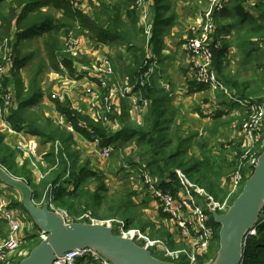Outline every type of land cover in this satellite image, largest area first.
Masks as SVG:
<instances>
[{
  "label": "trees",
  "instance_id": "trees-1",
  "mask_svg": "<svg viewBox=\"0 0 264 264\" xmlns=\"http://www.w3.org/2000/svg\"><path fill=\"white\" fill-rule=\"evenodd\" d=\"M150 1H152L149 8L152 15V30L148 45L157 42L162 33L169 34L176 19L174 4L171 0ZM131 3L132 0H115L111 3L100 0L98 6H93L89 1L92 11V15L89 16L76 9V6L67 0H0V47H4L7 39L9 40L7 47L13 54H16L20 52V46H24L27 42L37 41L42 46L45 55L44 59L40 60L31 70L30 76L32 77L28 86L24 87L26 92L24 99L22 100L20 96L24 92L23 88L16 93L19 104L7 120L12 129L16 131L26 129L31 136L38 138L37 144H50L49 149L42 156L46 165L42 171L46 175L39 184H36L30 175L27 164L16 168L14 162L10 160V156L0 157V164L12 176L22 178L29 184L32 190V199L36 205L45 194V204L52 203L67 211L73 218L74 216L79 218L84 213L99 217L95 207L101 205L104 198L109 199V196H106L108 188L105 187L102 176L96 171H92L89 167V160L87 158L80 159V155L75 151L73 146H76V142L72 133L65 129L61 130L58 126L54 127L55 131L49 133L35 126V122H28L26 125L21 114L25 107L39 104L41 92L38 88V81L45 63H48L49 70L56 73L59 72L58 66L61 62L73 72L72 59L62 52L61 39L59 40L62 33L71 29H77V32L90 35L91 41L93 40L92 42L99 45H122L126 54H119L116 60L110 58L115 73L121 82L127 78L128 83L137 82L138 85V78L145 70L144 62L148 45L145 47L146 37L138 27L137 8L136 10L135 6L132 10L129 8ZM56 13L58 16L55 15ZM220 20L228 21V23L219 25L215 31L214 45L219 46H212V68L230 97H227L222 91L214 92L217 98L221 97L222 100H219V107H216L211 115L213 126L207 129L212 137L219 132L220 125L218 123L221 124V117H228L230 113L227 112L228 110L238 111L239 116L231 117V120L221 125L224 126L226 123L230 125L235 122V128L239 131V126L245 119V112L235 100H252L264 103V82L260 78H258L259 86H261L259 95L254 97L251 95L252 93L248 92L246 82H240L236 77L238 71L225 72V68L229 65L228 54L233 51L235 58L238 59L240 56L237 67L243 66V63L254 62L252 67L264 78V62H262V60L264 61V4L259 3L250 10L246 8L244 0H228L223 10L215 15V23ZM155 53L159 54L158 48ZM32 56L33 53L18 57L15 55L13 70L17 71L27 65ZM234 69L236 70V67ZM231 74L234 76H230ZM6 81L9 85L10 82L7 78ZM186 83L191 92L200 93L208 90L207 85L196 83L192 79L191 81L187 79ZM20 85H22L21 81L14 80V87ZM136 89L150 101V107L142 119V125L128 124L125 112H123L120 116L123 126L116 133L107 132L100 124H95L89 118L79 115L70 108L68 102L56 101L55 107L71 124L79 139L91 142L97 138L100 140V146L114 145L115 149L119 150H122L128 143H134L139 156L146 163L148 174L161 179L158 185L161 190H169L175 196L177 188H182L185 185L177 175V172H182L186 182L194 183L200 187L204 186L207 192L217 200L219 198L218 183L222 177L228 178V173L232 171V169L230 171V165L227 166L229 170L222 172L223 169L219 165V161H216L214 157H209L213 155V152L211 148L207 149L209 143L206 140L196 145L200 150L202 160L195 159L193 156L183 160V153L185 150L191 149V140L195 136L185 139L181 136L179 127L174 126L173 130L170 128V123L174 122L176 107L168 105L162 109L161 103L165 98L151 86L144 88L138 86ZM201 116H203L202 113ZM79 123L84 126L79 127ZM236 150L232 149L229 152L232 153ZM100 191H103L104 195L100 196ZM190 192L192 196L197 194L193 188ZM131 195V192L123 191L121 196L119 194L111 196L109 202H106V211L100 218L110 219L118 215L124 216L131 211L134 208L130 199ZM204 203L206 204V202ZM10 206L19 208L26 213L19 201L12 202ZM204 212L209 216V223L214 229V244L210 247L209 254L204 258H199L196 264H206V262L211 264L218 250L219 226L213 221L208 209L204 208ZM134 217V215L127 217L126 228L134 223ZM28 218L30 219L29 216ZM30 221L32 222L31 219ZM73 222H77V220H73ZM80 222L90 223L87 219ZM263 225L259 227L255 236L247 238L241 264H264ZM166 237L168 238V236ZM168 239L170 240V235ZM26 241H36L31 244V246H36L40 239L35 234L27 237ZM76 264L97 263L91 258H82L77 260Z\"/></svg>",
  "mask_w": 264,
  "mask_h": 264
},
{
  "label": "rangeland",
  "instance_id": "rangeland-1",
  "mask_svg": "<svg viewBox=\"0 0 264 264\" xmlns=\"http://www.w3.org/2000/svg\"><path fill=\"white\" fill-rule=\"evenodd\" d=\"M89 1H91L93 6H98V3L100 0H83L80 4L76 6V9L83 12L86 15L91 16V5L89 4ZM107 2L111 3L115 0H106ZM208 1L209 0H171L172 4H174V13L176 16L175 19V25L170 31L169 34H159L160 39L153 43L151 46V55L154 59V63L152 64L156 71L154 75L152 76V80L149 82V86L153 87L158 91L162 96H166L167 99H163L161 103V108L165 109L168 105H173L170 101L172 97L174 96L173 93L171 94V91L173 86H170L168 82L172 81L171 78L174 80V82L177 83L174 88L178 87L179 85L188 87V84L185 83L183 80L182 82L179 81V78L181 77V74L183 76V71L180 73L179 68H187L189 71V76L186 79L193 80L192 76V64L189 54L184 50V42L186 36L189 34L187 29L190 27V25L195 22L197 19H199L202 15L205 9L208 7ZM137 0H132L131 5L129 6L130 10L134 8L137 12L136 15L139 16L138 18V27L143 31L145 38V47L148 45V42L151 37V19L152 15L149 11V8L151 7L152 1H142V7L136 6ZM145 14L146 17L142 19V15ZM168 14V13H166ZM58 16V14H55ZM228 21L220 20L216 25V29H218L219 25L227 24ZM66 33H62L60 35L59 40L60 42V48L62 50V44L63 39L65 37ZM77 36H80L83 40V44L81 43L82 48L84 49V53L78 54L76 58L72 60V66L73 63H76L78 65L85 66L86 68H92L95 69L98 64L97 60L101 58H105L110 65L112 66L113 70V62L110 58L116 60V57L119 54H126V50L122 45H99L91 41L90 35H87L86 33H80L78 31ZM8 42L9 40L6 39ZM87 41V42H86ZM88 43H92V45H88ZM2 46V45H1ZM154 46H161L162 50L159 49V54L155 53V50L153 49ZM182 46V47H181ZM20 52L13 54L11 52V49L7 48H1L0 47V63L5 64L6 69V77L3 80L2 84V94H6L8 92L11 93V101L9 103V106L6 108L3 107L2 100L0 99V110L2 111V120L5 122H8L7 118L10 116V114L15 111V109L18 107L19 102L16 99V93L21 90V88L24 89L28 86V82L32 76L31 70L35 67V65L40 61L43 60L45 55L43 53L42 46L37 41L27 42L24 44V46H20ZM27 53H33V56L31 57L29 63L25 65L24 67H21L19 70L15 71L13 70V58L16 55L17 57L20 55H24ZM185 53V54H184ZM165 56H169L168 59H165ZM228 60L229 65L225 68V72L231 71H238L236 72V77L239 78V81H245L247 85V90L249 93H252L251 95L256 97L259 95V82L258 78H260L264 82V78L261 76L260 72H256V70L252 67L254 66V62L249 63H243V66L237 67V62H239L240 56H238V59L235 58V52L231 51L228 54ZM177 61V64H175ZM262 62H264L262 60ZM164 63V64H163ZM256 63V62H255ZM250 64H252L250 66ZM77 65V66H78ZM77 66H73L72 70L75 71V68ZM182 66V67H181ZM171 67H174L176 69L175 72L171 71ZM230 67V68H228ZM236 67V70L234 69ZM79 68V67H78ZM246 70H244V69ZM39 76L38 81V88L41 92V98L39 101V104L33 105L31 107H25V109L22 110V117L24 119L25 124L27 125L28 122H35V126H38L40 129H42L45 132H53L55 131V128H57V125L55 124L54 120L50 117L51 113L50 111L52 108H50L51 103L48 101V96L52 92L53 83L51 82V79L49 77V74L53 72L52 70H49L48 63H45L43 69ZM258 70V69H257ZM68 71V70H67ZM192 71V72H191ZM69 72V71H68ZM233 72V73H234ZM264 72V71H263ZM17 74V75H16ZM69 78L73 76L72 72L68 73ZM230 76H234L231 74ZM264 76V75H263ZM10 82L9 85H7V81ZM114 80H118L119 77L117 73L113 75ZM127 78H125L126 80ZM14 80H19L22 82V85L19 87H14ZM5 85V86H4ZM16 90V91H15ZM178 90V89H177ZM180 92V91H178ZM209 93L210 91H203L200 93H203V97L201 98H194L195 92H190L187 94H180L178 97H180L177 101L179 104L178 107H176V113L174 117V122L170 123V128L173 130L175 129L174 126L179 127L181 136L185 139L192 138L191 140L192 147L190 150H185L183 153V160H187L189 157L193 156L195 159H201L200 156V150L197 148V144H200L204 142L205 140L208 141L209 145L207 149L211 148V151L213 152L212 156H209L210 158H216L215 160L219 161V165L222 167V172L229 170L227 166L230 165V171L231 169H235L237 166V161L239 156L241 155V139L242 136L239 133V131L235 128V122L229 124H224L222 126L221 124L224 122H227L231 120V117H237L239 116V113L234 110H228L227 112H230L228 117L222 116L221 117V124L219 128V132L215 136H211L210 132L207 130L213 126L211 120V123H208V121H204L205 118L201 116L200 110L201 107L204 106L207 103L214 104L216 107H219L218 103L219 100H222L221 97H218L211 93L210 95H205L206 93ZM25 89L24 92L20 95L22 100L25 96ZM228 93V92H227ZM170 94V96H169ZM79 96H76L75 98H78ZM143 97V95H141ZM161 97V98H162ZM20 98V99H21ZM80 98V97H79ZM165 98V97H164ZM212 100V102L210 101ZM173 100V99H172ZM20 101V100H19ZM175 101V102H176ZM55 105V104H54ZM207 105V104H206ZM84 105L80 103V108H82ZM121 106L123 107L122 113H124L126 122L128 124H131L133 126H140L135 123L136 117L134 116L132 119L128 116V110H127V103H123ZM174 106V105H173ZM150 107V104L148 105V108L146 112L148 111ZM56 108V107H55ZM79 108V109H80ZM80 112H77L79 115L83 117H87L86 110L83 109L79 110ZM145 112V114H146ZM115 113V112H114ZM121 113V114H122ZM204 113V112H203ZM238 113V114H237ZM144 114V115H145ZM213 114L210 113L209 116ZM119 112L111 115V124L108 126H103V128L107 132H113L116 133L119 130H121L123 123L121 122ZM212 117V116H211ZM246 117V116H244ZM209 118V117H208ZM212 119V118H211ZM92 121V120H91ZM93 122V121H92ZM95 123V122H93ZM9 124V122H8ZM97 124V123H95ZM10 125V124H9ZM142 125V122H141ZM114 126V127H113ZM11 127V126H10ZM59 127V126H58ZM0 128H1V121H0ZM12 128V127H11ZM60 128V127H59ZM240 128V126H239ZM63 130L62 128H60ZM59 129V130H60ZM71 133V132H70ZM179 133V135H180ZM73 134V133H72ZM74 141L76 142L75 151L78 152V155H80V159L87 158L89 160V167L92 169V171H96L99 173V175L103 178V183L106 188H108V192L106 196L110 197L112 196H121L123 194V191H126V193H132L130 199L132 203L134 204V208L126 213L124 216L118 215L114 218L110 219H103L100 218L101 215H103V212L105 210L106 202H109V199L104 198L101 205H97L95 207V211L97 215H100L99 217H93L90 215V213H84L79 218H74L64 209L59 208L52 203H50L53 210L56 211H63L68 214L69 217H71L73 220H77V222L83 221L84 219L90 221V223H98L103 224L106 226H111L113 229V233L116 235H121L120 229L123 228L124 233L128 232V230L138 231L143 233H146L148 236V239L156 244V246L161 245L160 247L156 248L155 246L143 243V242H136L140 244V246H143L147 248V250L157 259L162 261H168L173 262L176 264H190L189 260L193 258L194 256V264H196L197 260L199 258H204L206 255L210 252V247L214 244V237L215 233H213V239L209 245V248L205 253H200L199 255H194V251L192 249V246L187 245L185 242L175 240H171V231H172V225L168 217H166L162 212L161 209L157 206V204L149 198L147 192H145L144 189H141L139 186V176L137 173V169L143 170L146 169L148 172V169L146 167V163L143 162L141 157L139 156V153L137 151V148L134 143H128L125 145V147L122 150L115 149L114 152L110 156L109 160H103V158L99 157L98 151L92 146V142H88L84 139H79L77 134H73ZM35 139L38 142V138L35 137ZM18 138L15 136H6L0 131V157L7 155L10 156V160H12L15 164L16 168H20L25 164H27V168L30 170V175L33 179V181L36 184H39L42 179L45 177V173L42 171L46 168V165L43 161V155L44 152H46L50 144L46 145H40V143L37 144L35 156L34 154L29 157H23L22 151L17 148L16 144L18 143ZM114 146V145H113ZM232 149L236 150L235 152L230 153ZM239 150V151H238ZM40 156V157H38ZM233 156H236V158H233ZM222 159H225V161H222ZM202 160V159H201ZM2 166V164H0ZM4 169H6L4 166H2ZM246 166L242 167L241 174L243 178L242 186L245 182V180L251 175L252 172H249L248 169H244ZM7 171V170H6ZM144 171V170H143ZM10 173V172H9ZM149 173V172H148ZM232 174V171L228 173L227 177H222L220 182L218 183V195L219 198L215 200L211 194L207 192L204 186L200 187L196 184L192 183L199 189H201V193H197L196 196H193L192 198L195 200L197 205H199L202 209L206 208H214L218 213H224L227 208L231 205L233 200L238 196L239 192H235L234 194H229V183H230V176ZM178 179L180 181L184 180V175L182 172H177ZM157 185H159L161 179L158 177L151 176ZM0 186H4L0 182ZM7 187V186H6ZM181 189L184 188H177L175 197L178 199L179 196L182 195V192H180ZM8 192H10L14 198L10 197V204L15 201H19V195L13 191L10 188H6ZM169 191V190H168ZM100 196L104 195L103 191H100ZM10 196V195H9ZM45 194L41 197L38 206H42L45 203ZM204 199V200H203ZM118 200V199H117ZM206 202V204L204 203ZM208 204V205H207ZM209 204H212L211 206ZM157 206V207H156ZM18 212L25 218L23 221L25 224L33 223L28 218L27 214L19 209ZM222 209V210H219ZM134 215V223H131L129 228H126V222L128 216ZM34 226V225H33ZM264 226V225H263ZM35 228V226H34ZM118 228V229H117ZM35 230H37L35 228ZM255 231L258 229H254ZM254 230L250 231L253 232ZM219 231V230H218ZM249 232V233H250ZM7 233V229L5 232V235ZM256 234V233H255ZM170 235V240L168 239ZM168 236V238L166 237ZM3 237H0L2 239ZM249 238V237H248ZM36 241H25L18 252L14 255L12 258V263L14 264L17 261L22 260L24 257L28 255L29 247L32 243H35ZM34 247L31 246V249ZM245 248V245H244ZM243 248V250H244ZM162 249V250H161ZM193 255V256H192ZM208 262H206L207 264ZM192 264V263H191Z\"/></svg>",
  "mask_w": 264,
  "mask_h": 264
},
{
  "label": "built area",
  "instance_id": "built-area-1",
  "mask_svg": "<svg viewBox=\"0 0 264 264\" xmlns=\"http://www.w3.org/2000/svg\"><path fill=\"white\" fill-rule=\"evenodd\" d=\"M67 1L77 6L83 0ZM142 1L143 0H137L136 6H138V8L142 7ZM227 1L228 0L208 1V7L203 12V15L187 29L189 34L185 38L184 50L189 54L191 59L193 81L207 85L208 91L212 93L214 91H222L227 97H230L226 88L218 78L217 73L212 68V46L214 45V35L216 31L215 15L223 10ZM244 1L246 8L250 10L259 3L264 4V0ZM141 15L142 19L146 17L145 14ZM76 34H78L77 29L68 30L62 44V52L67 54L72 60L76 58L78 54L84 53V47L82 48L81 46L83 40ZM88 45L90 46L92 43H88ZM151 45H148L146 49V60L144 62L145 70L138 78V85L137 82L130 84L127 80L123 82L119 79L114 80V70L105 58L98 59V66L93 70L92 68H86L85 66L73 63V66H78L75 68V71L72 72L73 76H71V78L68 76V73L71 71L68 70L62 62L59 63V72H51L49 74L53 87L51 94L48 96V101L51 103L50 108H52L50 117L54 120L55 124L74 135L76 134L71 124L56 110L54 104L58 101L61 103L68 102L70 108L75 112H80L79 110L81 109L84 111L86 110V115L90 120L97 124H102L103 126L111 124V115L118 112L119 115H121L124 107L121 105L127 103L128 117L132 119L135 116V123L140 125L150 101L141 97L140 91L136 88L138 86L140 88L149 86V82L152 80V76L156 71L155 67L152 65L154 59L151 55ZM7 46V42H5L3 49H9ZM214 46L217 47L219 45ZM5 77V64L0 63V99L2 100L3 107L6 108L9 106L12 96L10 92L2 94V84ZM76 96L80 98H75ZM235 101L244 109L246 117L241 122L239 128V133L242 136V151L238 158L237 166L235 169H232V174L230 176V195L241 189L243 182L241 174L242 167L246 166L244 169H248L249 172H252L257 164L259 154L264 149V103L252 100ZM80 103L84 105L82 108H80ZM0 121V131L3 134L18 138L16 146L22 151L23 157L26 158L33 154L35 156L37 148V140L35 137L24 130L16 131L12 129L8 122L2 120L1 110ZM78 126L83 127L84 125L79 123ZM91 142L92 146L98 151L99 157L103 158V160H109L114 152V146H100V140L97 138H94ZM143 170L137 169L140 178L139 186L147 192L149 198H151L161 209V212L169 218L172 225L171 237L174 238V242L178 240L192 246V249L195 250V256L200 253H205L213 239L214 229L209 223V216L204 212V209L197 205L190 192L193 188L197 193H201V189L192 183L186 182L184 179L183 182L185 185L182 187L184 189L180 190L182 195L177 199L170 191L161 190L146 169L143 168ZM6 188L5 185L2 186V188L0 186V222L7 229L6 235L0 239V264H11L12 258L26 241L27 237L37 234L40 240L44 238L40 232H34L35 228L31 223L25 224L23 222L25 218L18 212V209L10 206V197L14 198L15 196L8 192ZM49 206L51 210L58 214L65 222H73V219L69 217L67 213L53 210L50 204ZM263 224L264 208L256 227L259 228ZM118 230L121 232L120 236L130 238L136 244H138L136 242L137 240L138 242H143L155 246L156 248L161 246H156V244L151 242L146 233L142 234L141 232L133 230H128V232L124 233L122 227ZM255 233L257 234V230ZM256 234L253 235L255 236ZM82 258H91L97 264H110L106 259L90 249L65 253L52 264H76V261ZM189 263L194 264V256L189 260Z\"/></svg>",
  "mask_w": 264,
  "mask_h": 264
},
{
  "label": "water",
  "instance_id": "water-1",
  "mask_svg": "<svg viewBox=\"0 0 264 264\" xmlns=\"http://www.w3.org/2000/svg\"><path fill=\"white\" fill-rule=\"evenodd\" d=\"M0 182L19 195V204L44 236L17 264H52L65 253L90 249L110 264H176L162 261L132 239L113 233L110 226L98 223L65 222L49 204L38 206L32 190L22 178L12 176L0 166ZM264 208V149L238 196L224 213L209 208L219 226L218 250L211 264H241L244 237L259 222Z\"/></svg>",
  "mask_w": 264,
  "mask_h": 264
},
{
  "label": "crops",
  "instance_id": "crops-1",
  "mask_svg": "<svg viewBox=\"0 0 264 264\" xmlns=\"http://www.w3.org/2000/svg\"><path fill=\"white\" fill-rule=\"evenodd\" d=\"M182 47V46H181ZM161 49L162 50V48H161V46H154V50H156V49ZM185 54V53H184ZM168 57L169 56H165V59H168ZM176 63L175 64H177V61H175ZM164 64V63H163ZM182 67V66H181ZM228 68H230V67H228ZM171 69V71L172 72H175L176 71V69L174 68V67H171L170 68ZM183 71V76H182V74H181V77L179 78V81L180 82H182V80L186 83L187 82V79L185 80V78H187L188 76H189V70L187 69V68H179V73L181 72V71ZM230 70H231V68H230ZM231 72H233V71H231ZM170 79L172 80V81H170V83L168 82V84L170 85V86H173V87H171V88H173L172 89V91H171V94L173 93V97H172V99L171 100H169V102L170 101H173L172 102V104L174 105V107H178L179 106V104H182V103H178L177 104V101H178V99L180 98V97H178L180 94H188L189 93V95H190V92L191 91H189V89H188V87H184V86H181V85H179L177 88L175 87L174 88V86H176L177 85V83L176 82H174V80L171 78V76H170ZM178 89V90H177ZM178 91H180V92H178ZM206 94L205 95H210L212 92H209V93H207V92H205ZM194 98H196V97H198V98H201V97H203V93H195L194 95ZM165 97V99H167L166 98V96H164ZM177 100V101H176ZM176 101V102H175ZM210 101L212 102V100L210 99ZM179 102V101H178ZM207 104V105H206ZM206 104L204 105V106H202L201 107V110H200V112H202V115H203V117H207V118H205V120L204 121H208V123H211V116H209V114L210 113H212L215 109H216V106L214 105V104H209V103H207L206 102ZM172 105V106H173ZM204 112V113H203ZM236 112V111H235ZM238 112V111H237ZM238 114V113H237ZM209 117V118H208ZM24 131H26V129H24ZM27 132V131H26ZM157 207V206H156ZM5 232H6V227L0 222V237H4L5 236ZM34 232H37V230L35 231L34 230ZM172 240L174 241V238H172Z\"/></svg>",
  "mask_w": 264,
  "mask_h": 264
},
{
  "label": "bare ground",
  "instance_id": "bare-ground-1",
  "mask_svg": "<svg viewBox=\"0 0 264 264\" xmlns=\"http://www.w3.org/2000/svg\"><path fill=\"white\" fill-rule=\"evenodd\" d=\"M255 229H259V228L256 227ZM253 234H255V230L253 232H250V233L248 232V234L244 237V243L246 242L248 237L254 236Z\"/></svg>",
  "mask_w": 264,
  "mask_h": 264
}]
</instances>
